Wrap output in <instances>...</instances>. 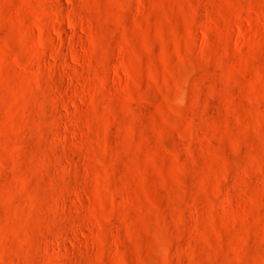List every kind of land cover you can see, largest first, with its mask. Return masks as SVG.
<instances>
[{
	"label": "rangeland",
	"instance_id": "obj_1",
	"mask_svg": "<svg viewBox=\"0 0 264 264\" xmlns=\"http://www.w3.org/2000/svg\"><path fill=\"white\" fill-rule=\"evenodd\" d=\"M0 264H264V0H0Z\"/></svg>",
	"mask_w": 264,
	"mask_h": 264
}]
</instances>
